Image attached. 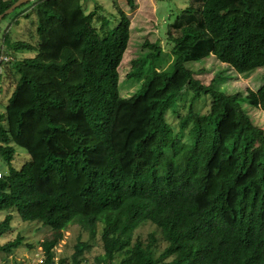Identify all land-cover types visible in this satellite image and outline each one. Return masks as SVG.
Segmentation results:
<instances>
[{
    "label": "trees",
    "instance_id": "1",
    "mask_svg": "<svg viewBox=\"0 0 264 264\" xmlns=\"http://www.w3.org/2000/svg\"><path fill=\"white\" fill-rule=\"evenodd\" d=\"M16 1L0 0V14ZM241 1L189 0L167 30L173 70L145 74L146 56L135 60L129 76L145 74V80L129 98L119 91V67L132 21L121 8L119 24L108 29L100 7L86 12L79 0L73 3L69 33L80 43L79 55L50 62L40 59V44L10 35L31 5L44 43L48 25L63 20L49 0L6 15L2 20H12L0 42V82L18 76L6 104L9 126L0 112V158L9 164L0 170V212L7 211L0 235L12 229L16 212L50 229L42 264H55L54 250L71 224L94 238L99 223L104 252L98 264H264V128L244 110L238 93L203 84L185 65L214 55L239 74L264 66V0ZM146 44L156 63L162 47ZM18 51L35 55L18 59ZM8 55L14 56L12 69L2 60ZM185 89L192 95L187 112L177 110L175 127L166 115ZM203 95L211 101L201 113L195 102ZM247 100L264 110V86L249 88ZM12 142L30 155L21 169L12 164ZM145 220L161 229L167 243L158 257L154 233L149 241L135 236ZM25 239L18 235L0 250L13 252ZM91 248L79 240L72 264H81Z\"/></svg>",
    "mask_w": 264,
    "mask_h": 264
},
{
    "label": "rangeland",
    "instance_id": "2",
    "mask_svg": "<svg viewBox=\"0 0 264 264\" xmlns=\"http://www.w3.org/2000/svg\"><path fill=\"white\" fill-rule=\"evenodd\" d=\"M77 0H49V6L63 15V20L48 25L47 40L40 43V37L37 31L38 15L34 7L26 6L23 13H20L18 21H14L10 28L11 38L15 40H25L33 44H40V59L46 62L62 61L69 53L79 55L80 43L70 38L71 22L75 11H71L73 3ZM70 3V6H68ZM79 3L86 12L94 10L97 6L101 16L105 15L109 22V28L112 29L119 24L120 15L118 9L121 8L131 18V38L129 46L124 54L119 67V91L123 97L129 98L135 95L143 86L145 74L154 70L172 71L176 55L173 53L174 43L168 38V26L177 18V16L188 6L189 0H135L137 7L133 8L129 0H79ZM76 4V3H75ZM78 5V2H77ZM237 6H242L241 0H236ZM69 7V9H68ZM20 10H18L19 12ZM101 16L95 19V26L100 28ZM12 18H6L0 21V42L2 40L3 30L9 24ZM157 44L162 47L160 58L153 63L147 57L153 50L146 43ZM70 50V52H66ZM34 51H18L14 55L16 58L32 57ZM13 55L6 64L12 69L10 62L14 59ZM146 56V57H145ZM145 57L146 69L142 78L136 79L129 76L134 68V61ZM153 63V64H152ZM186 67L193 71L195 78L203 84L213 83L215 87L228 94L238 93L242 97V106L251 116L253 122L264 128V110L254 107L247 100L248 89L257 90L264 86V66L259 67L249 73L239 74L229 64L219 61L214 55L198 61H187ZM5 68V65H4ZM13 71V70H12ZM14 72V71H13ZM17 74L12 73V77H4L0 82V112L6 113V104L15 84ZM50 78L53 79L52 76ZM57 83V79L55 80ZM188 92V93H187ZM187 93V94H186ZM192 92L185 89L181 92L174 107L167 112V120L175 127L179 125L177 110L184 114L188 110V98ZM211 98L209 95H203L201 99L195 102V110L201 113L209 109ZM5 124L9 126L8 117ZM11 128V127H10ZM35 138V137H34ZM16 150L13 166L21 169L30 159L28 151L16 144L11 143ZM9 168V164L0 158V170ZM12 220V229L0 235V246L13 240L18 235L24 236V242L13 252L0 250V264H38L41 258H45V252L42 246L43 240L50 238V229L41 223L35 221H25L18 213L14 212ZM7 215V211L0 212V222ZM102 223L98 224L97 234L94 238L80 224H71L65 231L63 240L55 248V264H72V256L75 252L76 243L79 240L89 241L92 248L85 254V259L81 264H98L96 257L104 252L101 234ZM154 233L157 241L155 242L154 255L158 257L165 249L167 243L163 239L161 229L150 220L143 221L135 231V236H140L146 241L150 240L149 235ZM120 258H117V262Z\"/></svg>",
    "mask_w": 264,
    "mask_h": 264
},
{
    "label": "water",
    "instance_id": "3",
    "mask_svg": "<svg viewBox=\"0 0 264 264\" xmlns=\"http://www.w3.org/2000/svg\"><path fill=\"white\" fill-rule=\"evenodd\" d=\"M31 1L34 0H17L8 9H6L3 13L0 14V20H2L6 15L13 13L16 8Z\"/></svg>",
    "mask_w": 264,
    "mask_h": 264
},
{
    "label": "built area",
    "instance_id": "4",
    "mask_svg": "<svg viewBox=\"0 0 264 264\" xmlns=\"http://www.w3.org/2000/svg\"><path fill=\"white\" fill-rule=\"evenodd\" d=\"M9 59H10V58H9L8 56H5V57L2 58V60L5 61V62H8ZM0 176H2V173H1V172H0ZM43 260H44V259L41 258L38 264H42Z\"/></svg>",
    "mask_w": 264,
    "mask_h": 264
}]
</instances>
